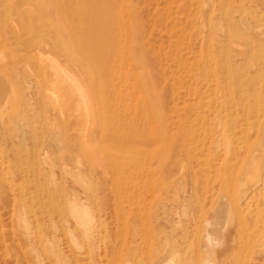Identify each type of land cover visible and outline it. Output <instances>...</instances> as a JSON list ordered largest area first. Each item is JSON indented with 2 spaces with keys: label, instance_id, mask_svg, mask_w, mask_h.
Segmentation results:
<instances>
[{
  "label": "rangeland",
  "instance_id": "1",
  "mask_svg": "<svg viewBox=\"0 0 264 264\" xmlns=\"http://www.w3.org/2000/svg\"><path fill=\"white\" fill-rule=\"evenodd\" d=\"M88 1L91 3L90 0H0L2 15L15 18L19 10H24L30 11L33 16L37 13L36 18L39 16L42 23H46L44 20L52 21L47 40L53 46H49V50L44 48L42 57L48 62L55 63L56 60V63L64 66L61 68L73 73L82 90L89 87L93 94L89 101L85 100L83 96L80 98L78 91L75 92L78 90L76 88L73 91L77 94H72L74 101L65 105L64 89L52 88L50 99L55 98V103L58 100L61 111L70 112L66 118L61 117V124H76V137L56 138L54 129L57 128H53L51 112L48 111L43 119L46 129L50 127L51 131L45 129L46 139H40L41 143L57 147L58 152L55 153L58 156H51L49 160L56 161L58 157L63 162L68 158V162H64L69 169H80L83 178L78 180L79 176H76L75 179L59 169L51 172L45 162V165H37L31 148L40 142L39 139L23 140L22 144L21 141L0 142V264H63L65 260L67 264H72L67 258L73 253V220L64 205L69 194H76L84 203L89 201L87 204L92 205L97 217L102 216L111 222V229L126 223V219L129 224H134L144 214L151 221H158L175 211L186 197L191 199V208L194 207V200L197 201L195 207L198 210L190 208L194 214L189 212L192 216L188 220L192 218V221L196 220L197 215L199 221L204 220L200 216L205 215L206 211L214 216L224 194L226 198L230 197L229 201L224 198L228 205L235 201L230 207L236 204L244 211L251 210L248 214H253V217L257 211L253 205L248 207L249 198L244 200L245 195L254 189L250 183L255 181V177L248 175L251 182L247 178L249 184L242 186L238 179L236 182L234 175L253 163L246 152L251 145L256 147L260 143L259 146L264 148V81H258V75L264 71V0H115V8L112 7L109 16L103 11L101 13V10L97 12L95 8L91 15ZM230 1L233 10L228 16L225 12ZM242 15L254 19V25L259 27L260 33H251L252 44L248 43L245 31L230 25L232 20L244 18ZM75 39H78L77 43ZM86 41L105 47V65L109 74L107 81L100 85L96 81L92 83L89 74L68 67L65 60L66 49L72 52L77 46L83 47ZM241 86L245 88L244 91L248 89L247 95ZM247 96L250 100H246ZM258 96L261 97L257 100ZM252 114H255V118H252ZM33 115L36 120L34 127L39 130L43 115ZM59 131L63 133L61 129ZM122 131L127 134H122ZM157 135L162 138L161 141ZM260 135L263 140H260ZM261 159V168H264V157ZM119 172L125 185H118L115 190L109 188L108 185L116 181ZM244 173L239 172L240 175ZM260 174L259 184L264 183V172ZM217 177L223 179L219 181ZM234 182L237 188L235 190L234 187L232 191ZM259 184L257 187L263 189L264 186ZM104 185L108 188L106 191L101 188ZM155 185L157 189H152ZM192 186L200 189L188 195ZM125 187L134 192L122 190ZM117 189L123 193L129 190L126 192L128 196L125 195L123 199L132 203L133 214L114 222V218L110 217L112 209H106L105 202L94 194L101 192L99 196L106 197L102 200L112 202L115 198L113 193L122 192ZM215 191L220 193L219 196ZM241 197L244 202L239 199ZM161 198L165 201V207L160 206L158 210L155 204ZM213 198H216V202ZM95 199L100 202L96 203ZM203 200L207 202L204 204ZM147 202L149 213L145 211ZM252 203L257 205L258 202ZM212 206L214 210H210ZM204 207L206 211L203 213ZM262 207L264 210L263 204ZM164 208L169 209L165 211ZM99 223L96 219V226ZM259 228L261 226H258V230H261Z\"/></svg>",
  "mask_w": 264,
  "mask_h": 264
},
{
  "label": "bare ground",
  "instance_id": "2",
  "mask_svg": "<svg viewBox=\"0 0 264 264\" xmlns=\"http://www.w3.org/2000/svg\"><path fill=\"white\" fill-rule=\"evenodd\" d=\"M90 1H91V3L89 1L88 2H89V7H90L89 10L92 9L91 15L94 14L95 10H97V12H99L101 10L100 11L101 13L103 11V13L108 15L110 10H112V7L115 5V0H94V1L90 0ZM231 1L228 2V4H227L228 10L225 12V15H228L229 12L233 10V6H232ZM94 8H95V10L93 11ZM113 8H115V7H113ZM111 12H113V11H111ZM0 13H2V12H0ZM2 14H0V142L21 141V144H22L23 140L46 139V137H45V136H47V135H45V134H47L46 130L51 131V129H50V127H47V129H46L43 118H46L45 114L48 111L51 112L50 115H51V118L53 120V123H52L53 128H55V127L57 128V129H54V130H56V132L54 133L56 138L76 137L77 131L74 128V126H76V124L67 123L66 126H63V124H61L62 123L61 119L63 118L62 116H65V118H66L68 115H70V112L61 111V108L59 107L58 100L56 99L58 104L55 103L56 102L54 100L55 98L53 99V97H52L53 100H51L49 94L51 93V89L54 87L64 89V99H65L64 104L65 105L71 104L72 96H74L72 94H77V93H75L77 91H78V94H80V98H82L81 96H83V98L85 100H88V101L90 100V98H92L93 94L90 91L89 87H88V89L83 88V90H82V87L79 86V84L77 82L78 79H75L72 76L73 73L70 74L68 69H66V71H65V69L61 68L64 66H60L58 64V62L56 63L55 59H54L55 60V63H54L52 61L48 62L46 59H44L42 57V53H43L44 48H46V50H47L49 46H53L52 42L47 40V37H49L48 36L49 24H51L52 21L51 20H49V21L44 20L46 23H42L39 16H38V18H36L37 13L35 16H33V13H31L30 11H24V10H19L18 17H15V18H12L13 17L12 15H7V14L2 15ZM105 14H104V17H105ZM94 18L95 17H93L92 19H94ZM107 19L109 20V17ZM103 20H105V18ZM253 20L254 19H252L251 17L248 16V17H244V18L239 19V20H235V21L232 20V22L230 24L231 26H233L234 28H236L238 30H241L243 32L245 31L246 32L245 35L248 36L246 39L248 40V43H251V44L253 42V41H251V38H250L252 36L251 33L259 32L258 31L259 27L254 25ZM94 21H96V20H94ZM87 22H88V20H87ZM126 22H127V20H126ZM89 23H90V20H89ZM104 23H106V22L104 21ZM108 26L111 27V24L109 23ZM108 26H107V28H108ZM16 28H18V29L16 30ZM88 32H89V34L92 33V31H88ZM80 35H82V34H80ZM210 37H212V36H210ZM207 38H209V37H207ZM229 38H230V36H229ZM231 38H233V37H231ZM76 41L78 42V39L74 40V42H76ZM205 41H207V40H205ZM211 41H214V40H211ZM214 43H216V42L214 41ZM106 44L107 43H105V45ZM231 44H232V42H231ZM108 45H110V44H108ZM213 46H215V45H213ZM104 48L105 47H103V46L98 47L97 43L93 44L90 41H86L83 44V47L77 46L74 50H72V52H69L68 49H66L65 60L68 64V67L76 69L77 72H79V73L84 72L87 75L89 74L88 76H89L90 81L92 83L94 81H96L100 85L101 83H103L104 80H106V78H108V74H109L108 68H106L107 66L105 65L106 57L104 56V54H105ZM36 54L39 55V57H41V58H39ZM213 55H214V53H213ZM235 55H237V54H235ZM106 56H108V54H106ZM47 57L49 58V56H45V58H47ZM132 61H133V59H132ZM115 62H117V61H115ZM136 62L138 63V61H136ZM231 64H232V62H231ZM260 70L263 71L262 68ZM262 71H260V72H262ZM257 73H258V71L255 72V74H257ZM213 79H215V78H213ZM258 79H259L258 81H260V83L262 80L264 81V71L260 75H258ZM122 83H124V82H122ZM79 87H81V88H79ZM76 88L78 90H76L74 92L73 90H75ZM241 88H242V90L245 89V88H243V86H241ZM241 88H240V91H241ZM72 91H73V93H72ZM243 91H242V93H243ZM247 91H248V89L244 91L245 94ZM214 96H213V98H214ZM239 96H242V94ZM55 97H56V95H55ZM77 97H79V96H77ZM228 97H227V99H228ZM259 97H261V96H258L256 99L258 100ZM222 98H224V97H222ZM246 98H247L246 100H250V99H248V96ZM243 99H245V98L243 97ZM205 100H206V98H205ZM215 100H216V98H215ZM72 101H74V100H72ZM79 103H81V102H79ZM245 104L247 105V103H245ZM84 105H87V103ZM85 107H87V106H85ZM77 111H79V109ZM253 112H255V110ZM36 113H41L43 115V117H42L43 121L40 122V126L38 127L39 130H36L34 127V123L36 122V120L34 119L33 114H36ZM254 115L255 114H252V116H254ZM252 118H255V116ZM250 120L252 121V119H250ZM38 121H37V123H38ZM244 121H245V119H244ZM246 123H248V122H246ZM248 127H250V126L248 125ZM51 128H52V126H51ZM60 129H61V132H63V133H60V131H59ZM248 129L250 130L251 127ZM116 130H118V128ZM122 132H121L122 134H127L124 131H122ZM127 132H129V131H127ZM104 134H105V132H104ZM54 135H53V137H54ZM57 135H60V136H57ZM110 135H112V134H110ZM153 136H151V137H153ZM259 138L261 140L262 136L260 135ZM263 138H262V140H263ZM161 139L162 138H160V141H161ZM41 141L42 140H40V142H38L37 145H35V143H33V145H35V146L33 148H31L32 149L31 150L32 157L35 160V163L37 165L45 162V164H47V166H49L48 168H51V170H52L51 172H53L54 169H59L60 171H63V173L65 172L68 175L73 176V178L75 177V179L77 178L76 176H79L78 180L80 178H83V174H82L81 170L80 169L73 170L74 168H72V167H71L72 169H69L68 164L64 162L66 160L63 159V162H62L60 159L58 160V157H57L56 161H52V159L49 160V157L52 156L51 158H55L54 155H57V153H55V151L57 150V147L55 145H52V144L46 145L44 143H41ZM172 141H173V139L171 140V142ZM169 143H170V141H169ZM58 144H56V145L58 146ZM259 145H260V143L256 147H253L251 145V147H249L248 150L246 151L247 157H249V159H251L250 160L251 162L253 160V163H249L250 162L249 161L248 162L249 164H247L248 166L241 168V169H244L241 171H243L245 173L242 175L239 174V172H241V171H239L238 174L236 173L235 175H234V173L233 174L231 173L232 175L235 176L234 179L236 180V182L238 179V181L242 184V186H243V184L244 185L249 184L248 181L250 178H252V177H250V175H253V177H255V181L253 180L254 178L252 179L253 183L251 182V179H250V182H251L250 186H253L254 189H255V186L257 187L259 182H260V181L258 182L259 176L261 175L260 172L261 173L264 172V168H261V166H262L261 160L263 159V158L261 159V157H264V155L262 154V150L264 148H261ZM163 147H165V145ZM59 149L60 148H58V150ZM165 149L166 148H164V150ZM56 152H58V151H56ZM230 153H231V151H230ZM60 156L63 157L62 153L60 154ZM60 156H59V158H60ZM65 157L67 158L66 155H65ZM164 157H165V155H164ZM236 157H237V155L235 154V158ZM163 161L166 162L165 159ZM255 161H257L258 164ZM66 162H68V158H67ZM196 162H199V161H195V163ZM236 164H238V163H236ZM162 165H166V164H162ZM236 167H237V165H236ZM232 168H234V167H232ZM236 170H237V168H236ZM223 174H224V172H223ZM55 175L56 174L52 175L53 179L55 178ZM248 175L250 178L248 177ZM217 178H218L217 180H219V179H223L225 177L223 176V178L222 177H217ZM226 178H228L227 175H226ZM230 178H232V176ZM247 178H249V179H247ZM263 179H264V177H263ZM122 180H123V177L121 176V172H119L118 176L116 177V181H113L112 185H108V187L115 190L116 186H118V185L124 186L125 184H123ZM246 180H248V181H246ZM260 180H261V177H260ZM262 181H264V180H262ZM177 182H179V181H177ZM224 182H222V183H224ZM218 183H220V182H218ZM218 183L215 185V187L218 186ZM262 183H260V184H262ZM208 184H210V182ZM232 184L234 186L231 187V189H232V191H234L233 188L236 186V183L234 182ZM224 186H225V188H227L228 185L225 184ZM260 186H264V183H263V185H260ZM105 187H107V186L104 185L101 188L106 191V189H108V188H105ZM146 187H148V186H146ZM151 187H152V185H151ZM197 187L194 188V186H192V189L187 194L188 195L193 194L194 192L197 193V189H200ZM119 188H120V186H119ZM218 188H220V186ZM236 188L237 187H235V190H236ZM260 188L257 187L255 190L253 189L252 191H254V192L253 193H252V191L250 192L252 194L251 196H250V193H248V191H247L246 193H248L247 195L249 197L247 195L243 194V195H245L244 200L250 199L249 205L247 204L248 207L250 205H253L255 207V210H257L255 212L254 217H253V214L252 215L248 214V212L250 213L251 210H249V211L246 210L247 211L246 212V211L242 210L235 203H234L235 204L234 206L230 207L234 200L232 199L233 201L230 202V205H228V203L226 202L225 199L228 200L230 197L226 198L225 194L221 192L222 194H224L225 199L222 198L220 205H218L219 208L217 210L215 209L216 212L214 214L212 213L214 216L209 215V211H206V207H204L205 210H203L204 208L201 209V210H203L202 211L203 213H204V211H206L205 212L206 213L205 218H203V216H205V215H203L202 217L200 216L201 220L204 219L202 221H199L200 219L197 217L198 215L196 216V220L192 221V218L190 220H188V217L192 216V215H189V212L192 213L195 209L198 210V208L195 207V205L197 204L196 203L197 201L194 200V202H193L194 207H192L194 210L191 211L190 205L192 206L193 204H191V201H190L191 199L189 200L188 197H186L184 200H182L180 205L177 208H175V211L169 212V214L164 215L162 218L159 217L158 219L161 218L160 220H158V221L156 220L155 222L151 221L152 219L150 220V219L146 218V216H145L146 214L143 213L145 216V217L143 216L144 219L142 218L138 222H136L137 221V219H136V221H135L136 223H134V224L133 223L129 224V220L126 219V218H129L133 214L132 208H131L132 203L130 204V202H127V201H125V199H123L125 197V195L128 196L126 194V192H129L130 189L128 187L127 188L125 187V189H122V190H127V189H129V190L124 191V193L121 189H117L119 191H122L121 192L122 194L119 192H114L112 196L115 198L112 199V202H109L107 200H102L106 197L105 196L104 197L99 196V194H101V192H104L101 189V192L99 194L96 192V194H94V195L97 198L100 197L99 199H101L100 200L101 202H105V208L106 209H109V208L112 209V212H110V213H112L110 215V217L114 218L113 219V220H115L114 222H116V221L119 222V220L123 217H125L124 219H126L124 221L126 223L123 222L124 224L117 225L113 229H111L109 227L111 225V222H108L107 219H103L102 216L97 217V215L94 214V212L92 211V208H91L92 205L90 207V205L87 204L89 201L87 203H84L85 201L83 202V199H79L76 196V194L75 195L69 194V196H67L64 200V205H65V209L69 213V216L73 220L72 221L73 223L71 226V230L73 229V231H72V234H73V236H72V241H73L72 252L73 253L70 252L71 256L68 258L66 257V258L68 259V262L71 263V261H72V264H264V210H263V207L261 208V205L262 204L264 205V199L262 197V196H264V195H262L264 187H262L263 189H260ZM152 189H157V186L155 185V187ZM178 189H180V188H178ZM130 191L132 193L134 192L132 190H130ZM215 192H217V191H215ZM219 192H217L218 194L215 193V196H216V194H217V196H219V194H220ZM135 193H136V191H135ZM185 193H186V191L184 192V195H185ZM208 193H210V192H208ZM114 194H115V196H114ZM187 194H186V196H188ZM210 195H212V194H210ZM138 196H137L136 202L139 200ZM135 197H133V198H135ZM191 197H192V195H191ZM208 197H210V196H208ZM213 197H214V195H213ZM221 197H223V196L221 195ZM168 198H170V196ZM99 199H95V202L96 203L100 202V201H98ZM108 199H110V198H108ZM239 199L241 200V199H243V197H241ZM239 199H237V200L239 201ZM129 200H132V199H129ZM146 200H147V197H146ZM177 200L180 201V199H177ZM177 200H175V201H177ZM205 200H206V198H205ZM244 200H241V201L244 202ZM261 200L263 203L261 202ZM209 201H212V200H209ZM90 202H92V201H90ZM126 202H127V204L124 205V203H126ZM158 202L159 203H157L155 205H158V210H159L160 206H161V208H163L162 206H164L165 201L162 200V198H161ZM166 202H167V200H166ZM215 202H216V200H215ZM243 202H241V203L239 202V203L242 204ZM252 202H258V203H257V205H255ZM168 203H170V201ZM203 203H204V200H203ZM209 203L212 204V202H209ZM144 204H145V202H144ZM201 205H203V204H201ZM207 205L209 207V204H207ZM243 205H245V204L243 203ZM243 205L241 207H244ZM148 206L149 205L147 202L146 208H145V211L147 213L150 212V207H148ZM208 207H207V210H209ZM94 208H95V206H94ZM105 208H103V209H105ZM166 208H167V206H166ZM172 208H174V207L172 206ZM212 208H213V206H212ZM168 209H165V211H168ZM95 210H97V209H95ZM161 210H163V209H161ZM210 210H214V208L213 209L210 208ZM152 211H154V210H151V212ZM156 212H158V211H156ZM136 213H138V212H136ZM153 214H156V213H153ZM161 214H165V213H161ZM161 214H160V216H161ZM192 214H194V212ZM200 214H202V213H200ZM207 214H208V216H207ZM147 215H149V214H147ZM137 216H140V215H137ZM141 216H142V214H141ZM99 217L101 220L99 219ZM147 217H149V216H147ZM194 217H195V215H194ZM156 218H157V215H156ZM96 219L98 220V222H100L99 225H97V226L95 224ZM154 219H155V216H154ZM251 221H254V222L252 223ZM146 223L147 224L149 223V224L146 225ZM258 226H261V228H259V229L262 230V234L260 233L261 230H258ZM257 231H259V232L257 233ZM255 233H257L258 235H255ZM63 264H67V260H65Z\"/></svg>",
  "mask_w": 264,
  "mask_h": 264
}]
</instances>
